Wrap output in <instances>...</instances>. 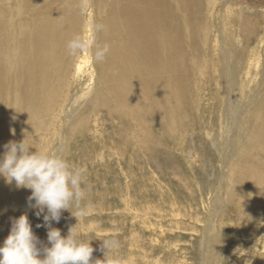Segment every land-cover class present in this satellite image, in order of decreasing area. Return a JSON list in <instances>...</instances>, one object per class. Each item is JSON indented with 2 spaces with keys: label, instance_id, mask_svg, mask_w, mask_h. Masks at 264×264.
Masks as SVG:
<instances>
[{
  "label": "bare ground",
  "instance_id": "6f19581e",
  "mask_svg": "<svg viewBox=\"0 0 264 264\" xmlns=\"http://www.w3.org/2000/svg\"><path fill=\"white\" fill-rule=\"evenodd\" d=\"M81 2L0 0V156L6 143L26 138L76 166L81 161L86 176L117 165L120 174L130 173L126 193L100 176L107 189L91 211L102 212L103 195L113 192L123 203L118 212L165 236L162 252L183 244L172 254L180 263L218 264L235 256L236 264H264V0H86L93 12L85 20ZM94 22L105 26L95 41L109 44V54L99 63L91 50L70 56L67 42L85 31L91 37ZM90 124L85 132L98 138L99 151L86 148L78 156L81 141L73 138ZM117 134L132 136L136 146ZM163 146L180 158L159 152ZM163 155L172 162L162 164ZM134 167L151 170L157 187L140 184L139 195L133 193ZM204 193L212 197L208 204ZM30 195L0 177V246L11 218L24 213L36 235L47 237L46 227H36L43 214L38 218L29 207ZM93 197L84 203L90 206ZM240 217L244 225L257 219L260 233L245 232L248 242L234 245L225 259L219 229ZM77 223L64 210L52 226L67 235ZM82 225L83 216L76 226L81 233ZM92 227L97 222L85 229Z\"/></svg>",
  "mask_w": 264,
  "mask_h": 264
},
{
  "label": "clouds",
  "instance_id": "9594fccd",
  "mask_svg": "<svg viewBox=\"0 0 264 264\" xmlns=\"http://www.w3.org/2000/svg\"><path fill=\"white\" fill-rule=\"evenodd\" d=\"M103 30V24L94 25V33ZM66 48L74 57L91 50L97 63L110 52L109 44L100 45L86 31L74 35ZM4 148L0 156V177L7 184L14 183L16 188L31 190L28 205L36 210L38 218L43 214L42 224L36 227L48 229V244L41 246L27 213L13 217L10 234L0 246V264H122L119 258L110 255L118 247L115 239H101L102 248L106 250L104 259L93 260L92 240L83 239V234L76 227L86 214L83 202L87 191H90L84 167L71 163L59 151L38 149L26 143V138L19 142L9 141ZM64 210L78 219L67 235H62L59 228L52 226L54 221H60Z\"/></svg>",
  "mask_w": 264,
  "mask_h": 264
},
{
  "label": "rangeland",
  "instance_id": "374dc122",
  "mask_svg": "<svg viewBox=\"0 0 264 264\" xmlns=\"http://www.w3.org/2000/svg\"><path fill=\"white\" fill-rule=\"evenodd\" d=\"M90 12H93L91 6L88 5L86 0H83V2H81L82 18L84 20L87 19ZM94 25H96L95 22H94L93 26ZM91 37H94V39H96L97 33L93 32V35ZM81 55L82 54L78 55L77 57L80 58ZM93 127L94 126L90 124L89 127H81V128L78 127V129L76 130L77 136L75 138H73V141L74 142L81 141L80 142L81 145H79L75 149V153H77L78 156L79 155L82 156L84 154V150L86 148H93L91 150V152H93V151L98 152L99 151L100 145H99L98 140H97L98 138L96 139L95 135L93 133L91 134V133L85 132V130L87 128H90L91 130H93ZM84 133H86L87 138H84V136H85ZM198 133H199V130H198ZM78 136L83 137V140L79 139ZM119 137L128 138L129 139L128 143L130 144V146H136V144H137L136 140L134 138H132V136H120L117 134L116 139ZM141 138H142V140L144 139L143 136H141ZM83 141H85V142H83ZM85 143H87V144L84 145ZM149 143L151 144V141H149ZM126 145L123 146L124 149H125ZM158 149H159L158 150L159 152L163 151L164 149L171 151L176 158H178V159L180 158L179 155L176 153L177 151L170 148V146H163V147H159ZM105 155L108 156V153H106ZM126 155H129V151L127 152ZM169 159L172 162V158L168 157V155L160 156V162L162 164L163 163L164 164L169 163L168 162ZM173 162L176 163V161H173ZM79 164H80L79 166H81V161L79 162ZM182 167L184 169V173H182L183 177H184V175H190V171L185 169V165ZM133 170L136 174L137 167H134ZM101 171H104V169H102ZM119 172H120V170H118L117 165L112 164V168L109 169L108 173H102L101 175H99V171L97 172L95 170V172L93 171L88 176H85V179H86L88 185H90V191H87V195L92 193L94 197L92 198V202H91L90 206L83 202L84 206L86 208V214L83 216V225L82 226L84 228L82 231V234H83L82 238L85 240H88V241L92 240L91 244L94 248L92 259L93 260H97V259L103 260L104 259L106 250L102 248L103 241L101 239H115L118 242V247L116 249H114V251L112 253H110V255H113V256L119 258L122 261V264H162L161 261H166V260L171 262V263H166V264H199V262H195V261H192V259H190L194 256V254L191 250H187L186 255H184L185 257H187L191 261H189V262L185 261L184 263H180V261L174 260L172 254H175L176 252L179 253L181 250L180 247L183 244L180 245V247H178L176 249H169L168 252L166 251V253L162 252V246H163L162 238H164L165 236L164 237L159 236V234H158V233H160L159 229H155L153 226H150V225L144 226L141 222L134 221L133 218L131 220L130 217H132V216L130 214L125 215L121 211L118 212L117 211L118 209L124 208L123 203L121 202V200H119L118 197H116V194L113 193L112 191H111L112 193L110 195H106V196L103 195V197L105 198L104 199L105 202H104V205H102V207L104 208V210L102 212L93 211V210L91 211V207H95L96 205L99 204V202L101 200H103V199H98V196L102 197L103 190L107 186V184L102 182L104 177L108 176V177L112 178L111 182L109 183V186H110L109 188L114 189L113 187H111L113 185L112 183H114L115 187L116 186L120 187V189L119 188H116V189L124 192V194L126 193V191H127L126 180H127L128 176H130V173L127 174V176L125 177V175L120 174ZM146 175L149 176L148 180H146V178H145ZM151 175H152V171L147 170V169L145 171H143L142 174L137 172L135 180H138V181L135 183L132 182L131 186H130L131 190L133 189L132 192L139 195L140 190H141L140 184H142V185L148 184L150 187L154 186L156 188L157 187L156 182H154L153 180H150ZM100 176H104V177H102V179H100ZM165 178H166V181H168L169 183H173V181L176 182V180L173 178V176H165ZM189 183H191V182H189ZM151 184H153V186H151ZM99 186H100V188H99ZM105 189H107V187ZM196 189H197V187H196ZM114 191H115V189H114ZM204 195H205L206 204L211 202L212 197L205 194V193H204ZM198 201H200V200H198ZM199 204H200V209L202 211V216L204 217L205 216V210H204L202 204L201 203H199ZM96 207H98V206H96ZM127 216H130V217H127ZM240 218H238L235 221L234 227L231 226L232 222L230 219L228 221L229 222L228 225H225L219 229L220 233L222 234L221 237H223L222 240L224 239L223 242L220 243L219 248L221 249L222 253L224 252L223 258H225V259H227L228 254H231L230 251H231V249H233L234 245H238L239 243L246 244V242H248V239H246L247 235L256 234L255 235V237H256L257 234L260 233L259 229H260L261 225L257 224L258 223L257 219H254V221L251 222L249 225H244L243 222H244L245 217H240ZM100 221H102V222H100ZM64 222L68 223L67 220H65ZM92 222H97V224H98L97 229L92 227V229H90L89 231L86 230L85 227H87V225H89ZM140 223L142 224V226ZM119 224H120V226L122 225V227H120ZM255 227H256V229H255ZM60 230L62 232V235H64V231H62V229H60ZM245 232L248 234H245ZM262 235L264 236V233L260 234L261 239L264 238ZM160 237H161V239H160ZM179 238H180V241H182V242L184 241V239L183 240L181 239V236H179ZM39 239L41 241V246L48 244L46 235L44 236V239H41V235H40ZM184 242H185L184 245L186 247H189V246L194 247V245H195V243L192 244V242L188 241L187 239ZM235 242H236V244H235ZM251 248L253 251L255 250L254 245H252ZM233 259H235V256L231 257L230 260H224L218 264H236V262H235L236 260H233ZM238 261L239 262L237 264H258L257 263L258 259L257 260L256 259H246V261H245V259L244 260L241 259Z\"/></svg>",
  "mask_w": 264,
  "mask_h": 264
}]
</instances>
